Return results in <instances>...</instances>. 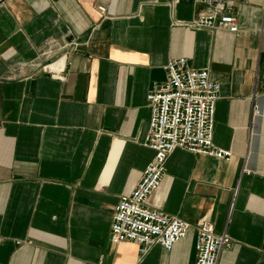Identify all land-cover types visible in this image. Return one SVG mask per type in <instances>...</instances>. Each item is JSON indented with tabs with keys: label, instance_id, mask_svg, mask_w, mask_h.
Segmentation results:
<instances>
[{
	"label": "crops",
	"instance_id": "1",
	"mask_svg": "<svg viewBox=\"0 0 264 264\" xmlns=\"http://www.w3.org/2000/svg\"><path fill=\"white\" fill-rule=\"evenodd\" d=\"M234 1L237 34L189 27L199 0H0V264H195L206 222L233 240L219 264H264V0ZM179 58L221 84L214 144L232 155L173 152L147 204L191 228L142 255L111 243L112 215L153 159L147 95Z\"/></svg>",
	"mask_w": 264,
	"mask_h": 264
},
{
	"label": "built area",
	"instance_id": "2",
	"mask_svg": "<svg viewBox=\"0 0 264 264\" xmlns=\"http://www.w3.org/2000/svg\"><path fill=\"white\" fill-rule=\"evenodd\" d=\"M162 0H157L160 2ZM207 12L188 24L198 31L239 32L234 0H199ZM98 11L106 14L104 5ZM58 67L54 70L53 67ZM54 76L66 70L59 59L44 67ZM166 81L155 83L147 95L151 111L145 145L154 152L135 190L122 196L112 215V244L133 242L146 255L155 246L171 251L186 238L191 225L178 216L151 209L147 202L159 188L170 156L177 149L193 154L228 160L231 153L214 144L216 105L221 99V84L208 70H195L186 58L173 59L165 67ZM60 78V77H59ZM62 79V77H61ZM228 232L217 234L211 223L197 227L195 264H219L223 251L232 248Z\"/></svg>",
	"mask_w": 264,
	"mask_h": 264
},
{
	"label": "water",
	"instance_id": "3",
	"mask_svg": "<svg viewBox=\"0 0 264 264\" xmlns=\"http://www.w3.org/2000/svg\"><path fill=\"white\" fill-rule=\"evenodd\" d=\"M68 41L70 42L73 41V37L68 38Z\"/></svg>",
	"mask_w": 264,
	"mask_h": 264
},
{
	"label": "bare ground",
	"instance_id": "4",
	"mask_svg": "<svg viewBox=\"0 0 264 264\" xmlns=\"http://www.w3.org/2000/svg\"><path fill=\"white\" fill-rule=\"evenodd\" d=\"M53 69H54V70H58V67H57V66H54Z\"/></svg>",
	"mask_w": 264,
	"mask_h": 264
}]
</instances>
